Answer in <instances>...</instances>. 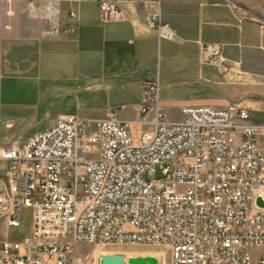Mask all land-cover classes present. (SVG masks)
Segmentation results:
<instances>
[{
    "label": "built area",
    "instance_id": "2783aa9c",
    "mask_svg": "<svg viewBox=\"0 0 264 264\" xmlns=\"http://www.w3.org/2000/svg\"><path fill=\"white\" fill-rule=\"evenodd\" d=\"M94 1L120 15L113 1ZM145 23L173 40L158 15ZM201 51L227 72L219 45ZM158 91L144 83L136 121L116 108L102 119L64 115L0 147V215L15 228L32 210L27 236L0 241V264H77L76 243L157 244L168 264H264V121L236 102L182 107L170 122Z\"/></svg>",
    "mask_w": 264,
    "mask_h": 264
},
{
    "label": "crops",
    "instance_id": "0c3cea01",
    "mask_svg": "<svg viewBox=\"0 0 264 264\" xmlns=\"http://www.w3.org/2000/svg\"><path fill=\"white\" fill-rule=\"evenodd\" d=\"M111 1L116 17L94 0H0V147L79 111L102 119L120 105L136 121L143 85L154 81L170 122L182 120L167 114L171 107L236 102L264 121V0H237L259 15L228 0ZM149 14L173 29V40L147 27ZM209 44L221 47L227 72L203 61ZM7 166L0 159L4 186Z\"/></svg>",
    "mask_w": 264,
    "mask_h": 264
},
{
    "label": "rangeland",
    "instance_id": "374dc122",
    "mask_svg": "<svg viewBox=\"0 0 264 264\" xmlns=\"http://www.w3.org/2000/svg\"><path fill=\"white\" fill-rule=\"evenodd\" d=\"M117 109L119 110L117 117L120 120L127 121V120H132L136 118L134 111L129 107L122 109V107H120L119 105ZM166 112L167 114L174 116L175 118H178L180 116L179 110H176L174 107L168 108ZM84 116L87 119L90 118V116L85 115L84 111H79L77 114V117L79 118H82ZM31 213H32L31 208H24L22 211L21 218H20V225L15 228L9 227L5 229L1 226V223H0V238H6L8 241H20L25 236H27L30 231L31 222H32ZM114 248H122V249L144 248V249H150V250H155V251L157 250L162 254V256L156 257L159 261V264H168V260H169L168 251L157 244H153V245L134 244V245L118 246V245H112V244L97 245V244H92V243H76L74 245V258L77 261V264H100V258L98 257L96 258L94 256V252L97 251V255L102 252H109L111 254H115ZM162 251L164 252V254L162 253ZM123 255L124 253L122 254V256ZM146 255H149V254L148 253L144 254V256Z\"/></svg>",
    "mask_w": 264,
    "mask_h": 264
},
{
    "label": "water",
    "instance_id": "95a60500",
    "mask_svg": "<svg viewBox=\"0 0 264 264\" xmlns=\"http://www.w3.org/2000/svg\"><path fill=\"white\" fill-rule=\"evenodd\" d=\"M228 1L243 10L249 11L251 13H256L248 7L240 4L237 0ZM100 264H159V261L152 255L133 256L128 258H125L122 255H102L100 258Z\"/></svg>",
    "mask_w": 264,
    "mask_h": 264
},
{
    "label": "bare ground",
    "instance_id": "6f19581e",
    "mask_svg": "<svg viewBox=\"0 0 264 264\" xmlns=\"http://www.w3.org/2000/svg\"><path fill=\"white\" fill-rule=\"evenodd\" d=\"M120 246V245H118ZM114 253L117 255H122L124 253V257H133V256H144V254H149L155 257H160L162 254L159 251L155 250H150V249H144V248H127V249H122V248H114ZM164 254V252L162 251ZM111 254L109 252H102L97 255V251L94 252V256L97 258H101L102 255H115Z\"/></svg>",
    "mask_w": 264,
    "mask_h": 264
},
{
    "label": "trees",
    "instance_id": "16d2710c",
    "mask_svg": "<svg viewBox=\"0 0 264 264\" xmlns=\"http://www.w3.org/2000/svg\"><path fill=\"white\" fill-rule=\"evenodd\" d=\"M255 15H259V14H257V13H254Z\"/></svg>",
    "mask_w": 264,
    "mask_h": 264
}]
</instances>
